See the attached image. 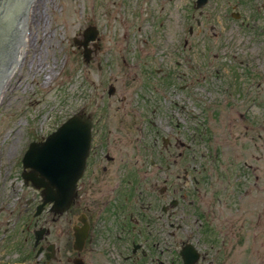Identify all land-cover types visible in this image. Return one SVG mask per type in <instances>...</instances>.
I'll list each match as a JSON object with an SVG mask.
<instances>
[{
	"label": "rangeland",
	"instance_id": "rangeland-1",
	"mask_svg": "<svg viewBox=\"0 0 264 264\" xmlns=\"http://www.w3.org/2000/svg\"><path fill=\"white\" fill-rule=\"evenodd\" d=\"M254 3L42 0L39 23L29 8L31 46L0 105V264L21 263L29 249L25 204L38 195L22 176L30 144L80 111L94 118L115 112L123 120H114L111 144L121 139L120 150L133 156L132 109L153 101L161 114L181 117L183 138L194 148L186 164L201 170L204 199L213 200L211 235L226 238V264H264V15L251 19ZM92 27L98 34L86 61L75 40L83 42ZM164 93L178 105L171 108Z\"/></svg>",
	"mask_w": 264,
	"mask_h": 264
},
{
	"label": "flooded vegetation",
	"instance_id": "flooded-vegetation-1",
	"mask_svg": "<svg viewBox=\"0 0 264 264\" xmlns=\"http://www.w3.org/2000/svg\"><path fill=\"white\" fill-rule=\"evenodd\" d=\"M258 2L252 20L264 15ZM146 69L167 72L160 65ZM163 98L171 108L178 105L166 93ZM154 103L132 109L138 134L133 156L120 150L121 139L111 144L114 120H123L122 113L89 115L92 145L76 196L69 209L56 213L52 205L39 209L42 191L35 189L37 197L25 204L29 249L19 264H226V238L211 235L213 200L204 199L201 170L186 164L194 148L183 138L181 117L161 114Z\"/></svg>",
	"mask_w": 264,
	"mask_h": 264
},
{
	"label": "water",
	"instance_id": "water-1",
	"mask_svg": "<svg viewBox=\"0 0 264 264\" xmlns=\"http://www.w3.org/2000/svg\"><path fill=\"white\" fill-rule=\"evenodd\" d=\"M30 2L0 0V85H6V76L15 72L23 20ZM207 2L198 0L197 7L202 8ZM97 34L96 28L92 27L84 33L83 42L75 40L79 47L85 48L86 61L92 54L87 46L96 40ZM91 139L92 122L87 116L75 115L46 141L32 143L25 155L24 168L26 171L30 169L23 173L25 182L43 189V205L52 203L56 213H63L73 202L78 181L86 167Z\"/></svg>",
	"mask_w": 264,
	"mask_h": 264
},
{
	"label": "bare ground",
	"instance_id": "bare-ground-1",
	"mask_svg": "<svg viewBox=\"0 0 264 264\" xmlns=\"http://www.w3.org/2000/svg\"><path fill=\"white\" fill-rule=\"evenodd\" d=\"M41 2H42V0H35L33 2V4L31 5V7H30V11H32L31 14L33 15L35 13L36 22L37 23H39V21H40V17L39 16H41L40 13L38 14L39 16H37V14H36V12H37V5L41 4ZM26 20H25V22H26ZM25 22H24L23 30L26 31V32H25V34H23V39L20 42V47H19V52H18L16 67H15V72H16L17 68L20 65H21V67L24 65V63H25L24 54L27 51L28 47L31 46V32H28V31H31V28H27ZM32 22H33V19H32ZM29 26H30V24H29ZM27 44H28V46H27ZM26 46H27V48H26ZM39 71H41V70L38 69L37 72H39ZM13 76H14V74H11V75L6 76V85H0V105H2L3 100H4L5 87L13 79ZM47 76L48 77H46V79H47L46 80V84L48 85L52 81V79L54 77H53V73H49V74H47ZM11 151H13V149H10L8 151V153H10Z\"/></svg>",
	"mask_w": 264,
	"mask_h": 264
}]
</instances>
